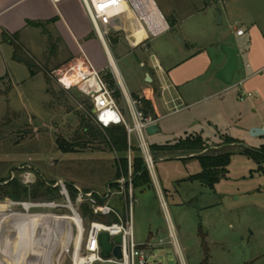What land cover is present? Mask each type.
I'll return each mask as SVG.
<instances>
[{
  "label": "rangeland",
  "instance_id": "obj_1",
  "mask_svg": "<svg viewBox=\"0 0 264 264\" xmlns=\"http://www.w3.org/2000/svg\"><path fill=\"white\" fill-rule=\"evenodd\" d=\"M226 2L230 9L233 6L231 26L224 20L223 25L213 24V28L216 32L222 31L229 39H233V45L241 48L233 90L205 101V98L201 99L202 94L197 92L202 81H195L182 89L188 95L184 104L165 106L162 102H156L160 115L170 113L175 106L183 109L161 120L163 133L149 135L148 142L152 149V145L169 142L165 145L172 146L181 138L202 134L210 145H217H208L201 153H230V164L226 174L214 188H210L199 181L188 180L191 175L201 171L197 157L200 153L190 155L174 149L165 153L152 150L156 180L167 208H162L159 192L151 180L149 186L135 189L133 210L136 242L155 245L151 249L150 264H181L169 242L168 223H172L175 228L186 264H264V155L259 153L260 147L264 145V136L254 137L250 133L251 128L264 124V95L258 96L256 91L246 90L248 86L257 83L264 86V70L250 80L240 81L253 69L250 66L251 53L264 51V0ZM156 3L167 22L171 23L172 18L166 16L160 2ZM217 4L215 24L218 13L221 14L224 9V4ZM182 21L183 24L175 32L177 43L167 40V36L160 37L151 43L152 48L148 47L144 51L137 46V52H131L122 58L113 46L126 45L127 34L122 31L104 34L131 95L135 98L142 97L143 109L147 113L149 100L144 91L139 90L144 86L140 60L143 59L150 65L155 63L156 57L179 61L181 51L177 48L182 47L178 44V37L186 43L185 39L199 36V26L209 24V20L203 15L188 20L184 18ZM139 22L136 18V23L144 30L143 22ZM238 27L245 32L243 37L236 35ZM135 41L139 45L142 43L139 39ZM62 43L51 26L33 29L26 38L18 39V44L34 62L36 74L31 75L29 68L23 63L11 65L9 73L15 80L13 83L4 81L0 85V161H7L11 177H16L25 184H33L39 179L55 182L62 179L68 183L74 182L81 191L90 187L103 193L106 188L92 181L95 175L90 176L91 178L87 174L75 177L68 174L67 169L73 167L82 171H96L102 161L112 160L114 154L96 147L65 153L58 146L60 141L71 142L74 139L77 129L83 124L82 119H90L96 123L93 109V116L89 112L92 104L90 96L81 92L78 87L64 89L58 83L57 78L72 66V60H66L69 56ZM217 50L218 48L211 47L208 51L212 57H221ZM170 55L172 57H168ZM116 73L111 66L101 72L114 91L120 90ZM146 74L151 77L154 72ZM220 86L225 88L226 85ZM136 90L139 91L131 92ZM249 92L250 97L247 96ZM241 94L244 98L242 101ZM224 98L226 103L222 101ZM117 100L122 106L121 97H117ZM218 104L220 107L216 110ZM220 135L233 139L221 138ZM35 143L38 144L40 153H13L20 145L27 148ZM132 143L134 146L138 144L135 136H132ZM134 154L135 151L132 153L133 158ZM62 170L68 173L60 172L63 174L61 175L59 171ZM60 195V198L54 200L40 197L30 198L25 202L6 198L0 200V203H6V207L0 211L53 215L55 219L45 226L34 221L29 223L38 242H64L65 249L59 246L55 251L54 264H74L77 257L79 261L84 260V243L90 224L94 221L109 223L107 218L101 216L110 213L92 210V215H85L81 208L83 203L89 200L95 202L94 199L81 195L80 192L74 200L70 195V200L61 193ZM112 203L119 202L111 201V206ZM160 239L164 243L158 244ZM38 247L35 243L32 249L36 250ZM5 258L2 264H17L10 254ZM30 260L28 264L32 263Z\"/></svg>",
  "mask_w": 264,
  "mask_h": 264
},
{
  "label": "crops",
  "instance_id": "obj_2",
  "mask_svg": "<svg viewBox=\"0 0 264 264\" xmlns=\"http://www.w3.org/2000/svg\"><path fill=\"white\" fill-rule=\"evenodd\" d=\"M153 1L157 7L156 1L160 2V6L164 10L166 16L172 18L174 29H171L169 26L167 30L159 35L148 38V31L138 26L135 15L132 14L133 12L127 5H123L121 8L109 13V15L102 20L101 34L104 38V40H102L93 26L82 0H61L57 3L53 0H0V85H2L4 81L13 83L15 78L9 73V66L20 64L13 60L14 47L12 44L3 41V32L9 34L19 33V38H26L33 29L51 26L55 29L59 40L63 42L62 45L68 53L69 57L66 60H72V63H74L75 59L79 57L87 58L94 68L101 72H104L107 66H111L116 73L113 68L114 65L119 74L116 73L119 80L129 91L128 85L124 81V75L116 63L111 46L107 44L104 34H108L112 31H122L127 34L128 39L126 40V45L117 44L113 46L117 49L118 56L122 58L131 52H137L139 50L137 46L144 51L148 47L149 49L152 48L151 43L160 37L167 36V40L177 43L175 32L180 27V24H183L182 22L184 21L182 20L184 18L185 20L193 19L196 16L203 15L206 20H209V24L205 23L199 26L197 31L199 36L185 39L187 40L186 43L188 47L184 45V40L182 43H178L182 47L177 48V50L181 51L179 61H170L161 57H156L155 63L150 65L149 62L143 59L140 60V65L144 72L142 75L144 86L139 90L144 91L149 100V111L147 114L158 119L156 123L157 131L152 136L160 135L163 133L160 121L180 111L183 107L176 108L177 106H175L174 109L170 107V109H173L170 113L160 115L157 111L156 102L159 104L162 102L165 106H171V104L176 103L180 105L184 104L188 95L182 89L187 84L195 81H202L201 84L199 83L198 85L197 92L202 94L203 97H201V99L205 98V101H209L214 97H219L233 90V83L229 86L216 78L217 70L226 62V55L220 50V45H230L238 48V57L241 53V48L238 45H233V39H229L222 31L216 32L213 28V24L216 26L223 25L224 20L229 27L231 26V11L233 6L230 9L229 5H226L227 0ZM217 3L224 4L223 12L220 14V24L218 21L216 24L214 23L216 18L215 12L218 9ZM158 9L160 10L159 7ZM29 22L38 24V27L29 24ZM132 28L134 29V35L130 37ZM239 29H241V27L236 28V35L238 37H243L245 32L243 31L242 35H238L237 30ZM135 39H139L142 43H140V45L137 44L138 42H136ZM211 47L218 48L221 57H212L208 51ZM168 57L172 56L170 55ZM251 58L252 63L250 66H253V69L245 79L240 80L241 82L246 79H252L264 70L263 50L261 52H252ZM150 71L152 73L154 72V75H150L151 77L148 80L146 73ZM73 76L74 75H71L69 78L72 79ZM17 83L19 84V82ZM221 84L226 85L225 88H221ZM139 90L131 92L136 93ZM246 90H254L258 96L264 95V86L259 83L248 86ZM222 101L225 103L227 102L226 98ZM219 107L220 105L218 104L216 110H218ZM259 127H264V124ZM194 136H201L207 145H210L208 139L204 138L202 134H196ZM220 137L227 138L228 140L233 139L227 135H220ZM168 143L169 142H166L163 145ZM216 145L217 144H211L210 147ZM160 159H162V157L159 158V160ZM24 254L27 260L29 254L26 252Z\"/></svg>",
  "mask_w": 264,
  "mask_h": 264
},
{
  "label": "built area",
  "instance_id": "obj_3",
  "mask_svg": "<svg viewBox=\"0 0 264 264\" xmlns=\"http://www.w3.org/2000/svg\"><path fill=\"white\" fill-rule=\"evenodd\" d=\"M55 3L61 0H53ZM85 9L93 23V26L99 33L102 40H104L101 34V22L112 11L121 8L123 5H127L134 13L135 17L143 22V26L148 30V38L155 37L169 28V23L162 14L167 28L158 33H153L148 28L147 22L143 19V14L149 13L150 3L153 0H82ZM155 3V2H154ZM158 8V7H157ZM142 11V12H141ZM238 35L243 34V30H237ZM74 75V80L67 83L66 77ZM58 83L64 89H70L72 87H78L79 90L86 95L90 96L93 109H95L94 119L95 122L101 128H108L112 125H123L127 131L128 138V174L120 177L116 182L118 187L116 189L108 186L103 195V199L106 200L104 204H95L91 200L85 202L92 208L94 212L102 213H114L118 220L112 223L94 221L90 224V228L87 232L84 243V260L82 262H75L74 264H95L97 262L109 263V264H150L149 259L151 255V249L155 247L154 244L149 242L145 244H138L135 240L134 233V221L133 210L135 202V188L133 186V157L132 153L135 148L140 151V155L144 161V168L148 171L151 180L154 182L159 196L161 199L162 208L166 210L167 205L164 201L162 191L156 180L155 175V159L152 154L151 145L148 142L147 129L150 126L156 125L158 119L147 114L143 109L142 97L135 98L131 93L120 83V92L123 105L118 104V100L115 97V91L111 89L107 82L101 75V71L94 68L91 62L84 57L75 59L72 66L67 69L66 72L61 74L58 78ZM119 80V79H118ZM248 97L251 96L249 92ZM243 100V94L240 96ZM132 136H135L138 144L133 145ZM54 187H59L60 192L68 200L69 192L67 189V182L59 179L54 184ZM75 187L79 190L81 195L91 198L93 192L84 193L78 186ZM114 198H123L125 214L124 216L118 213L111 205L110 202ZM70 202V201H69ZM82 205V204H81ZM169 226V242L174 247V250L181 260V264H186L182 248L178 241V237L175 228L172 223H168ZM102 232H107L112 239L114 236L122 235L123 241L121 243L122 259L116 260L112 255L110 258H103L101 256V247L99 245V235ZM164 243L163 239L159 240L158 244Z\"/></svg>",
  "mask_w": 264,
  "mask_h": 264
},
{
  "label": "trees",
  "instance_id": "obj_4",
  "mask_svg": "<svg viewBox=\"0 0 264 264\" xmlns=\"http://www.w3.org/2000/svg\"><path fill=\"white\" fill-rule=\"evenodd\" d=\"M169 23V22H168ZM38 27V24L29 22ZM171 29H174V23H169ZM2 39L4 42H8L13 45V60L18 63L25 64L29 70L30 74H36L34 70V62L28 55L24 52L21 46L18 44L19 33L9 34L3 32ZM114 83V82H113ZM114 85V84H113ZM120 90L115 91V97H120ZM93 106L89 107V112L91 113ZM147 113V112H146ZM93 116V114H90ZM94 117V116H93ZM83 124L77 129L74 139L69 141H60L58 146L59 149L65 153H75L86 149L88 147H96L98 150L108 151L114 154V157L110 161H102L100 168L96 171H82L80 169H75L73 167H68V172L65 170L59 171L68 173L75 177H82L83 174L87 176L95 175V179L92 180L94 183L97 182L105 188L110 186L115 189L118 187L117 180L128 174V138L127 131L123 125H112L108 128H101L97 123L89 120H83ZM18 143V142H17ZM19 144V143H18ZM207 143L201 136H189L184 139L179 140L176 144L172 146H158L152 145L153 151L167 152L170 149L176 151L188 152L190 155H197L200 164L201 171L194 175H191L188 180L199 181L210 188H214L215 184L219 182L222 176L227 172V167L230 164L231 154L230 153H217V154H202L201 152L207 148ZM260 154L264 155V145L260 147ZM135 154L133 158V186L134 188L149 186L151 179L148 171L144 168V161L140 155L138 149H134ZM13 153H40V148L38 144H31L27 148L19 146ZM9 169V163L7 161H0V200L6 198L15 202H25L31 199H38L40 197L48 198L51 200L58 199L61 197L60 188L54 187L53 184L55 180H45L39 179L33 184H25L21 182L18 178L11 177ZM61 174V173H60ZM63 175V174H61ZM65 175V174H64ZM86 178V176H84ZM91 178V177H90ZM67 189L71 199H76L79 195V190L75 187L74 182H67ZM106 190V189H105ZM92 199H94L95 204H104L106 200L103 199V193H99L90 187H85L82 192L89 193L93 192ZM117 200L119 203L113 204L112 207L121 215L124 216V200L123 198H114L112 201L115 203ZM82 206V205H81ZM6 203H0V209H4ZM85 215H92V208L88 206V203H83L81 207ZM101 217L107 218L109 223L116 222L118 220L116 214L110 213L107 215H102Z\"/></svg>",
  "mask_w": 264,
  "mask_h": 264
},
{
  "label": "bare ground",
  "instance_id": "obj_5",
  "mask_svg": "<svg viewBox=\"0 0 264 264\" xmlns=\"http://www.w3.org/2000/svg\"><path fill=\"white\" fill-rule=\"evenodd\" d=\"M142 17L147 22L150 31L153 33H158L167 28V24L162 14L156 4L152 1L150 3L149 13L143 14ZM133 35L134 29L132 28L130 37ZM113 68L117 72L114 65ZM71 80H74V76L72 79L67 76L65 82L69 83ZM54 219L55 217L50 214L24 215L17 212L0 211V264L3 263L2 261L6 260L5 256L7 254H10L17 264H27L28 259H31V264H45L44 262H46V264H54L53 260L55 251L59 246L64 247V242L62 240H47L42 243L38 242L37 236L29 223V221H34L38 222L41 226H45L46 223ZM35 243L39 246L36 250L32 249ZM25 252L29 254L27 260L24 257ZM40 254L41 256H39ZM75 262L82 261L77 259Z\"/></svg>",
  "mask_w": 264,
  "mask_h": 264
},
{
  "label": "water",
  "instance_id": "obj_6",
  "mask_svg": "<svg viewBox=\"0 0 264 264\" xmlns=\"http://www.w3.org/2000/svg\"><path fill=\"white\" fill-rule=\"evenodd\" d=\"M218 23H221V15L218 14ZM180 43L183 42L181 38L178 37ZM188 47L187 43H184ZM220 50L226 55L225 64L217 70L216 78L226 85H232L234 76L239 69V49L230 45H220ZM150 77L148 76V80ZM95 113V109H93ZM157 131V126L153 125L147 129L148 135H153ZM251 136L258 137L264 136V127H253L251 128ZM1 185V184H0ZM123 241L122 235L114 236L110 238L109 233L102 232L99 235V245L101 247V256L103 258H110L111 255L116 260L122 259L121 243Z\"/></svg>",
  "mask_w": 264,
  "mask_h": 264
}]
</instances>
